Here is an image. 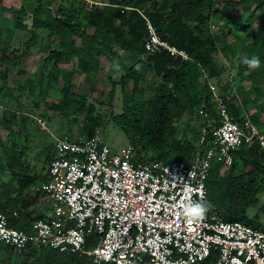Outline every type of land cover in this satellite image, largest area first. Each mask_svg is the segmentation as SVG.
I'll return each mask as SVG.
<instances>
[{"label": "trees", "instance_id": "16d2710c", "mask_svg": "<svg viewBox=\"0 0 264 264\" xmlns=\"http://www.w3.org/2000/svg\"><path fill=\"white\" fill-rule=\"evenodd\" d=\"M59 1L56 9L34 1L31 28L44 31L56 42L55 49L41 59L39 79L46 86L61 83L60 99L46 108L64 116L69 127L77 125L70 137L91 136L97 125L94 106L73 92L74 71L81 73L82 83L92 85L98 73L95 60L105 58L110 84L108 100L113 97V73H120V93L127 96L123 97V111L114 122L135 149L137 163L187 161L196 151L210 147L211 131L218 125V117L208 83L217 87L223 84L221 93L231 92L226 75L229 69L236 74L232 85L239 105L230 102L228 114L240 122L246 108H252L248 117L264 140V0H107L103 4L90 0ZM237 10L241 12L239 16L235 15ZM142 16L161 39L183 49L189 60L183 62L164 53L145 55ZM209 20L216 27L211 33ZM10 37L11 31L0 27V46L8 44ZM32 37L31 34L30 41ZM119 49L125 54L121 55ZM220 57L228 59V70ZM245 57L258 58L260 66L250 69L243 63ZM0 61L5 67L12 66L5 53ZM65 62L70 71L58 69V64ZM147 90L151 95L145 99ZM184 114L201 120L204 136L200 131L191 138L185 133L176 136V124ZM5 146L0 141V213L7 217L10 227L27 232L32 221L44 219L41 214L29 218L27 210L37 197H42L34 192V196L28 195L33 186L45 181V173L42 180L31 176L20 155ZM52 154L51 145L44 162L48 164ZM231 157V165L222 176L218 172L223 166L212 163L205 181L206 204L224 222H240L264 231V224L248 215L249 203L264 183V152L256 144L241 145ZM6 175L7 181L3 180ZM92 238L95 237L86 241V247L93 243ZM0 252L6 255L0 264H89L84 257L45 247L15 252L0 245Z\"/></svg>", "mask_w": 264, "mask_h": 264}, {"label": "built area", "instance_id": "2783aa9c", "mask_svg": "<svg viewBox=\"0 0 264 264\" xmlns=\"http://www.w3.org/2000/svg\"><path fill=\"white\" fill-rule=\"evenodd\" d=\"M142 18L145 55L189 60ZM214 27L209 20L210 33ZM228 81V93L208 83L218 125L210 147L187 161L140 164L131 145L114 152L99 132L54 137L45 181L31 188L51 215L32 221L24 232L10 227L0 213V245L15 252L45 247L84 257L89 264H264V231L224 222L211 206L202 220L189 223L184 215L190 203L207 206L205 181L212 163L229 167L231 153L241 145L256 144L264 152V140L248 115L242 113L236 122L228 114L230 102L239 105L232 85L236 74L230 69Z\"/></svg>", "mask_w": 264, "mask_h": 264}, {"label": "rangeland", "instance_id": "374dc122", "mask_svg": "<svg viewBox=\"0 0 264 264\" xmlns=\"http://www.w3.org/2000/svg\"><path fill=\"white\" fill-rule=\"evenodd\" d=\"M38 1V0H36ZM70 0H64L68 3ZM96 4H103L107 0H90ZM40 4L48 5L52 9L57 8L59 0H39ZM4 8H10L15 11L11 14L0 13V27L11 31L15 21H24L26 14V26L23 29H16L11 33L8 44L4 42L0 46V56L2 53L8 55L9 62L12 66H4L0 61V141L5 142L6 148L12 150L14 154L20 155L21 163L31 176L42 180L46 169L47 162H44L46 152L51 153L52 140L56 136L71 134L76 131L77 125L69 127L66 118L57 113H53L46 107L51 102L60 99V82L57 85H45L44 81H40L39 76V60L45 56L52 48V43L46 40L45 32H34V43L42 39L40 42L30 43V19L33 14V0H5ZM22 9V10H21ZM21 10V12H19ZM45 13V9H42ZM28 13V14H27ZM241 12L236 11L235 15L239 16ZM16 17H19L16 20ZM216 27L212 30L214 32ZM8 34V33H7ZM26 43V44H25ZM224 66L228 70L229 61L220 57ZM95 67L98 68L96 80L92 85H86L82 82H76L73 92L85 98L88 104L94 106V118L97 123L92 128L91 134L99 132L104 143L114 152H119L128 144L122 129L118 127L114 118L122 113V99L127 98L120 93L117 83L119 74H112L111 79L114 80L113 97L109 101L107 94L110 90V84L106 77L107 61L105 58H97ZM234 72V71H233ZM39 73V74H38ZM228 78V71L226 73ZM225 78L223 77L222 80ZM79 80V79H78ZM213 84V83H212ZM215 85V84H214ZM145 87V83L141 84ZM216 86V85H215ZM235 86V85H234ZM131 85H128V90ZM221 93L223 84L216 86ZM128 92V91H126ZM151 95L150 91H145L144 98L148 99ZM253 112L248 107L245 110L247 115ZM200 131L204 136V130L201 128V120L194 117L182 116L181 120L176 124V136L180 137L185 133L187 138L195 137ZM228 167H222L218 174L222 176ZM237 174V173H236ZM7 175L3 180L7 181ZM29 197L34 196L33 191L29 190ZM42 211L48 217L51 215L50 208L45 205L43 199L39 196L35 203L27 210L29 218L39 215ZM248 215L256 216L259 223L264 224V183L258 193L251 199L248 208ZM6 255L0 252V260H4Z\"/></svg>", "mask_w": 264, "mask_h": 264}, {"label": "crops", "instance_id": "0c3cea01", "mask_svg": "<svg viewBox=\"0 0 264 264\" xmlns=\"http://www.w3.org/2000/svg\"><path fill=\"white\" fill-rule=\"evenodd\" d=\"M5 0H2L1 1V3H0V13L1 14H4V15H7V14H11L12 12H14L15 13V11L13 10V9H10V8H4L3 7V2H4ZM34 1H36V0H33V6H34ZM39 1V0H38ZM96 4V3H95ZM34 8V7H33ZM22 10V9H21ZM21 10H19V12H21ZM28 14V13H27ZM51 15H52V13H51ZM24 16H25V19H24V21L22 22H20V21H15L14 22V26L16 25V24H20L17 28L15 27L14 28V26H13V28L11 29V33L12 32H14V30H16V29H23V28H25V26H26V24H27V22H26V19H27V17H26V14H24ZM19 19V17H16V20H18ZM31 19H32V15H31ZM31 19H30V26H31ZM30 29V31H29V33H30V36H31V34H32V38H34L35 39V37H34V32H36V31H40V32H42V33H44V31H42V30H34V29H32V28H29ZM46 38V40L48 41V42H50V43H52V48L49 50V51H51V50H54L55 49V46H56V42L53 40V38H49V37H45ZM42 39L39 37V40L38 41H36V42H32V41H30L29 43V45H31V43H33L32 45H33V47H30V48H35V43L37 44V42H40ZM48 51V52H49ZM47 52V53H48ZM44 57V56H43ZM41 59H42V57L40 58V60L38 61L39 62V65H40V62H41ZM58 69L60 70V71H70V65H69V63H67V62H65V63H61V64H58ZM39 74V73H38ZM79 79V80H78ZM73 81L76 83V82H81L82 81V75H81V73L79 72V71H77V70H75L74 71V75H73ZM50 85H55V84H50ZM47 167V166H46ZM46 170V169H45ZM45 173V172H44ZM42 199H43V202H44V204L45 205H47L46 203H45V200H44V198L43 197H41ZM39 214H41V215H43L44 216V219L45 218H48V216L47 215H45V214H43V212L42 211H40L39 212Z\"/></svg>", "mask_w": 264, "mask_h": 264}, {"label": "clouds", "instance_id": "9594fccd", "mask_svg": "<svg viewBox=\"0 0 264 264\" xmlns=\"http://www.w3.org/2000/svg\"><path fill=\"white\" fill-rule=\"evenodd\" d=\"M121 55H124V50H118ZM243 63L247 65L250 69H256L260 66V60L256 57L253 58H243ZM117 70H119V65H116ZM202 196V193H201ZM208 211V206L201 202L190 203L184 207V215L189 218V223L195 222L197 220H202Z\"/></svg>", "mask_w": 264, "mask_h": 264}]
</instances>
